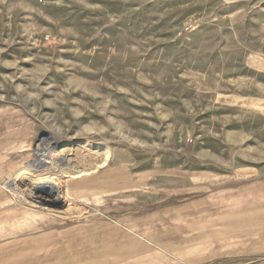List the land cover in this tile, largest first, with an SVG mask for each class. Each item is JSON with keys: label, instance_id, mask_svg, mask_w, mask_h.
Here are the masks:
<instances>
[{"label": "rangeland", "instance_id": "1", "mask_svg": "<svg viewBox=\"0 0 264 264\" xmlns=\"http://www.w3.org/2000/svg\"><path fill=\"white\" fill-rule=\"evenodd\" d=\"M5 104L39 123L26 157L7 161L0 213L14 206L30 226L6 238L114 216L117 234L96 226L119 237V262L83 264H264V248L254 249L264 231L240 232L233 252L217 240L201 258L169 244L164 260L139 256L138 246L133 259L126 229L134 210L155 241L206 244L227 233V187L261 181V200L232 205L264 206V0H0ZM246 167L262 174L234 182ZM40 183L58 184L63 198L35 192ZM199 199L196 211L178 210ZM194 214L206 215L200 230Z\"/></svg>", "mask_w": 264, "mask_h": 264}, {"label": "crops", "instance_id": "2", "mask_svg": "<svg viewBox=\"0 0 264 264\" xmlns=\"http://www.w3.org/2000/svg\"><path fill=\"white\" fill-rule=\"evenodd\" d=\"M38 134L39 123L25 108L15 104H5L0 106V186L9 179V164H7V161H9L10 158H12L13 161V159L26 157L25 155H27L31 149ZM261 174L262 173L256 168L246 167L237 169L236 173L233 175V179L234 182L241 183L251 177L256 178V176ZM230 181H232L231 178ZM254 184L255 185L252 186L247 184L235 185L233 189L232 187H227V233H223L222 237L219 239L216 237L208 238L206 244H200V242L185 243L183 242L184 238H179L178 240L177 237L176 240L173 238V242H169L166 238H164L165 241H163L161 240L162 237H159V240L155 241L151 239L152 237H149L148 233L140 231L142 226L146 228L147 225L145 219H136L135 211L133 210L132 216L134 215V218H128L126 226L127 231L132 234L131 237L134 235L133 238H128V254L133 256L134 259L135 254H132V249L135 247L136 250V247L138 246L137 254H139V256L151 258L152 253H155L160 258L163 257L164 260H167V246L169 244H174L178 247L187 248L186 251L191 250L194 254H198L195 258H201L206 256V254L216 252L214 250L217 248L215 246L217 245V240L220 241L219 243H222L221 246H227V249L223 248L219 249V251L233 252L232 250L237 247H232L238 243L234 238L241 236L240 232H244V236H247L245 230L251 229L252 233H250V236L255 237L258 233L256 231H264L263 205H232V202L235 200H261L262 190L259 185H262L263 183L256 180ZM7 198L8 195L6 191L1 189L0 199L6 200ZM209 198H211V201L214 199L213 196ZM202 201L203 200L200 199L190 200L187 203L181 201L182 203L180 202L178 210L182 211L184 206L189 210L188 208L191 206V208L196 211L202 206ZM169 206L170 205L168 204L163 207V209ZM13 208L14 209H10V214L9 211L7 213H0V226L3 224L7 225L9 221L13 222L12 224H8L10 227L6 226L3 229L0 228V247L5 249V247L13 241H21L26 247L13 254H0V264H75L74 261H79L80 264H83L85 261L102 263L107 260L119 262V248L123 246L119 243V237L112 234L108 235L106 232L102 233L98 231V227L96 226H99L100 224L111 225L112 231L117 234L121 224V221L118 218L113 216L111 219L107 218V221H96L95 223L87 222L86 224H80L78 226L71 225L67 227H57L54 223L55 221L47 222V233L40 234L36 238L21 239L24 234H21V237L6 238L5 236H8V234H11L18 229H28L30 226V224L24 222L23 217L19 215L21 214V211L17 212L14 206ZM13 211L15 212V215H13ZM111 215L112 214H110V216ZM202 216L206 215H193V221L196 222V230L202 229L199 228V221ZM142 218H146V216H143ZM140 220L142 223H137V221ZM207 223L210 224L209 227L216 226L213 220H208ZM35 228L38 229L39 225H36ZM135 236L138 240H135ZM197 236L199 237L198 233ZM9 239L11 240L8 242ZM17 245L20 246V244ZM260 247L264 248V242L254 246L255 251L257 252L256 248L260 249ZM152 250L156 252H152ZM147 262L150 263L148 260Z\"/></svg>", "mask_w": 264, "mask_h": 264}, {"label": "water", "instance_id": "3", "mask_svg": "<svg viewBox=\"0 0 264 264\" xmlns=\"http://www.w3.org/2000/svg\"><path fill=\"white\" fill-rule=\"evenodd\" d=\"M41 168L45 167V163H41L40 165ZM35 192L42 194L46 197H56L57 196V190L56 188L51 185L50 183H45V184H38L34 186Z\"/></svg>", "mask_w": 264, "mask_h": 264}, {"label": "bare ground", "instance_id": "4", "mask_svg": "<svg viewBox=\"0 0 264 264\" xmlns=\"http://www.w3.org/2000/svg\"><path fill=\"white\" fill-rule=\"evenodd\" d=\"M107 157H106V162H107V159L109 158V152H107V155H106ZM31 167H37V164H33V166H31ZM20 177V176H19ZM41 184V183H40ZM51 184V183H50ZM51 185H53L56 189H57V187H58V184H51ZM22 194V193H21ZM17 195H18V193H17ZM20 195V194H19ZM58 199H61V198H63V196H62V194H60V193H57V196H56Z\"/></svg>", "mask_w": 264, "mask_h": 264}]
</instances>
